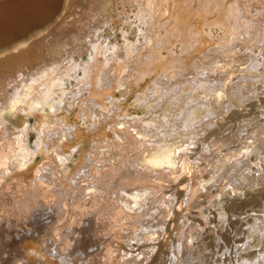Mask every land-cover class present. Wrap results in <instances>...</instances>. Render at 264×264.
<instances>
[{
	"label": "bare ground",
	"instance_id": "1",
	"mask_svg": "<svg viewBox=\"0 0 264 264\" xmlns=\"http://www.w3.org/2000/svg\"><path fill=\"white\" fill-rule=\"evenodd\" d=\"M67 1L65 0V5ZM139 1L140 7L135 16L140 23L147 25L141 31L144 43L123 42L111 46L96 44L91 39L89 43L92 51L88 62L77 63L68 54L64 62L56 63L45 56L41 46L34 47L29 43V36L8 45H25L26 51L5 60L0 59V112L14 109L7 115H0V243L12 240L5 243V246L0 244V253L4 252L1 246L7 247V258L1 259L0 255V264H146L153 254V264H208L214 257V237L211 234L215 230L212 226H216V223L200 208L197 211L198 222L184 221L189 206L196 202V196L204 185L198 178L203 172L214 171L218 163L230 159L229 169L225 173L233 193L238 194L244 189L241 187L243 182L245 184L248 181L254 188L264 181V118L262 121L258 120L259 125L247 130L250 134L246 136L247 141L242 142L244 145L229 152L227 156H217L216 162L203 164L199 168L197 162L188 158V145L196 134L195 126L201 123L202 118L216 113L215 104L207 100L210 96L220 102L225 99L222 97L227 96L226 90L230 88L233 92L231 98L227 96L230 98L227 101L229 107L236 104L233 98L242 101V96L237 92L244 86L247 88L243 84L244 80L254 81L252 93L260 91V86L264 87V31L260 28V24H264V0H260L256 6H253V0H137ZM53 2L54 0H27L0 6V31L17 30L35 19L45 15L47 17ZM189 5L195 10L209 9L216 16L213 22L222 28L223 34L219 38L214 37L211 31L206 34L208 44L210 45L209 39L212 42L213 48L210 50L216 53L215 57H232L237 48L240 52L243 51L244 43L239 37L244 34L248 36L247 48L257 57L247 65L234 86L228 85L231 79L228 82L223 79L215 80L214 85H208V82L198 77L189 94L188 84L181 85L178 94H172L175 90L170 85L164 88L165 93L161 91L162 85L168 84V80L171 82L184 70H198L201 66L204 70L211 64L209 61L212 57L206 55L209 47L206 51H199L200 55L193 56L189 61L179 57L178 64L167 66L165 61V66L161 67L158 63L163 62L156 61L157 52L164 48V44H168L166 48L169 49L175 42H181V50L185 53H190L200 44L201 26L198 25L201 23L197 25L190 18L181 20L177 15L176 8ZM252 6L254 13L250 16ZM243 13L246 14L245 17H242ZM93 19L96 21L95 17ZM89 21L90 18L86 15L82 24L89 25ZM124 39L126 40L125 34ZM238 39L239 46V42L236 43ZM80 47L81 44L78 43L73 47L79 56ZM69 48L63 47L62 52L69 53ZM5 49L6 47L0 48V52ZM45 60L47 63L40 70L32 71L35 66L41 65L40 61ZM106 67H109L108 70ZM129 69L137 72L136 80L147 74H159L154 80L155 85L150 88L153 90L139 93L133 102L137 105L146 103L148 113L155 106H161V111L146 121L142 116H131L122 107L118 114L110 111L112 107L115 110L118 108L112 101L114 88L126 82L127 71H122ZM78 70H82L83 74L75 78ZM117 71L122 72V75L119 72L114 76ZM102 73L107 82L101 78ZM204 73L207 74V70ZM112 76L115 77L113 81ZM73 77L76 84L68 90L64 83ZM105 82L110 84V88L104 87L100 91L98 88L104 86ZM86 90L89 93L86 99L102 109V121L108 131H99L97 142L91 140L85 162L81 163L83 160L79 159L76 164L79 165L78 169L71 175L65 162L71 155L73 146L82 139L80 140L79 130L76 129L72 135L78 139L76 143L60 144L63 127L59 120L62 118L56 113L63 100L71 105L73 97ZM102 91L103 96L105 93L111 100L110 104L98 98L97 95ZM262 99L264 96L258 98L260 104ZM150 100L152 103H149ZM82 103H79V107L84 117L90 118L89 111L84 110ZM262 113L264 115V111ZM65 117L68 119L67 115ZM92 124L95 128L98 121ZM29 128L37 134L33 146L27 141ZM258 143L254 149L253 145ZM254 150L255 155L252 154ZM206 177H209L208 174ZM236 181L238 184L233 185ZM167 188L170 193L166 191ZM174 196H178L176 203H173ZM181 196H186V199ZM205 197L208 201H217L216 195ZM262 197L263 201L264 194ZM250 202L251 200L246 204ZM221 205L217 215L223 221L228 216L222 209L223 203ZM234 206L237 204L234 203L231 209ZM49 209L52 212L49 216L52 225L47 223L35 229L34 233L26 234L31 232L26 227L27 223L31 224L30 220L34 219L37 226L40 221L35 220V215L48 214ZM180 217L182 220L177 223L176 220ZM252 219L254 223H251ZM257 221L264 225V213L252 214L246 221L248 226L243 232L249 231L248 240L257 227ZM83 222H86V226L82 228ZM167 223L168 227L164 228ZM207 224L211 225V234L208 233L210 242L205 241L208 235L205 238L200 235ZM18 226L26 235L19 234ZM78 233H86V239L72 237ZM12 235H16L17 239L11 238ZM71 237L74 241L72 246L69 243ZM243 239L239 237L235 241L242 242ZM122 241L130 248L125 249ZM89 247L94 249L93 253L86 251ZM101 247L98 254L97 250ZM243 249L238 243L235 252L232 247L227 246L225 259L219 264H235V260L238 264H244L242 259L252 264L250 257L242 256ZM263 249H260L256 264H264ZM81 254L85 259H82Z\"/></svg>",
	"mask_w": 264,
	"mask_h": 264
},
{
	"label": "rangeland",
	"instance_id": "2",
	"mask_svg": "<svg viewBox=\"0 0 264 264\" xmlns=\"http://www.w3.org/2000/svg\"><path fill=\"white\" fill-rule=\"evenodd\" d=\"M24 1L27 0H0V6L19 4V3H23ZM232 1H236V0H232ZM140 2L141 1L137 2V0H128L125 2L122 0H68L66 3L67 5H65V0H54L50 10L47 13L48 14L47 17L45 15L42 18L35 19L25 24L24 26L20 27L17 30L5 29L4 31L2 30L0 31V48L6 47L5 50L0 52V59L5 60V58L8 59L9 57H12L14 55H19L23 53V51H26L27 46L25 45L23 47L21 45L16 47H9L8 45H10L12 42H15L17 40H21V38L23 37L26 38L29 36L31 38V39L29 38V43L31 42V44L34 47L41 46L43 48L42 52L45 54V56H47L48 59L52 58V60L56 63L64 62L65 59L68 57V54L70 56H73V61L77 63L88 62L90 59V52L92 51L91 44L89 43L91 39L95 40V42H97L96 44L101 43L102 45L108 44L111 46L114 43H123V42L144 43L143 40H145V38L142 35L141 31L146 29L147 25L140 23V20L135 16V14L138 12V9L140 7L139 4ZM252 3L253 6H256L257 4L260 3V0H253ZM253 6L250 16H253L254 13ZM200 9L201 10L196 9L198 10L196 11L195 8L193 7L191 8L190 5L188 7H181L180 9L176 8L177 15L181 20L190 18L193 19L197 25L201 23L198 26L199 27L201 26V28L199 29L201 30L202 40H200V44L197 45V48L195 50H192L191 51L192 53L191 52L185 53V51L181 50L182 48L181 42H175L171 47H169V49L168 47L166 48L168 44H164L163 45L164 48H160V50L157 52L158 56L156 57L158 58L156 59V61L163 63L166 61L165 63L167 66L178 64L179 57L182 56L184 59L189 61L190 59H192L193 56L195 57V55H200L201 52L199 51L203 49L206 51V48L209 47L207 49L206 55L212 57V58L210 57L211 59L209 61V63L211 62L210 64L211 67L209 65V68L204 70L202 66L198 70H191V69L188 71L184 70L182 74H178L177 77L174 78L171 82L168 80L167 81L168 84L161 86L162 89L161 91L163 93L166 92L164 88L170 85V87L175 90L174 93L172 94H178L180 87H182L185 84H188L187 93L189 94L193 91L192 87L195 85L194 81L198 77L201 80L208 82V85H214L217 80L219 81L223 79L224 81L228 82V80L231 79V81L228 82V85L230 84L229 86H234V84H236L239 81L238 77L244 74V70H246L245 68H247V65H249V63H251L257 57L256 54H253L252 51L248 50L247 48L248 36L245 34L242 37L241 36L239 37V39L243 40L244 43L243 45L245 47L244 48L245 50L243 49V51L240 52L239 48H237L235 54L232 53L233 54L232 57L231 55L226 57L222 56L220 58L215 57L216 53L213 50H210V48H213V45H211L212 42L209 39L210 41L209 43L212 46L211 47L208 44V37L206 36V34L209 31H211L214 37L219 38L223 34V30L218 25H216V23L213 22L215 15L212 14L209 9H205V8L204 9L200 8ZM86 15H88V18H90L89 25L82 24V20ZM245 15L246 14L243 13L242 17H245ZM93 17L96 18V21H94ZM203 22L205 23V25H203L204 24ZM260 28L262 31H264V24H260ZM124 34L126 36V40L124 39ZM239 39L238 41H236L237 44L239 42L238 46L240 45ZM76 43L81 44L80 47L81 56H79L73 48ZM65 46L70 47L69 53L62 52V48ZM236 53L238 54L236 55ZM46 63L47 60L40 61L41 65L35 66V68H33L32 71H35V69L36 71L40 70ZM163 63H158V64L159 66L163 67V65L165 66V63L164 64ZM219 64L221 65V67ZM222 64H224V66ZM133 65H135V63H133ZM107 68L109 67H106V69ZM129 70L122 71V72L127 71L125 72L128 76L126 77V82L122 86L117 85V87L114 88V97L112 98L113 99L112 101L113 104L118 106V108L117 110H115L112 107L110 111L112 113L118 114V112H121L123 109L127 113L131 114V116L133 115L142 116V118L146 121L151 117H153V115L158 114L161 111V106H159L160 108L155 106L154 108H152L149 114L147 112L148 110L146 108V103H144L145 105L143 103L137 105L134 104L133 102L134 100H136L139 93H144V92L149 93L151 90H153L150 88H153V86L155 85L154 80H156L159 77V74L158 75L147 74L142 79L136 80L137 72L131 71V69ZM205 70H207V74L204 73ZM119 72L120 71L114 73V76H116V74H119ZM122 72H120L119 75H122ZM27 74H30V71H27ZM82 74H83L82 70H78L75 75V78L81 77ZM100 75L101 78L102 77L104 78L105 76L103 73ZM114 76L111 77L112 81L115 79ZM19 78L20 77H18V79ZM75 78L74 77L69 78L67 82L65 81L64 85L66 89L69 90L71 89L72 86H75L76 84ZM106 79L107 78H104L103 81L105 80L107 82ZM164 80L166 79L164 78ZM241 81L243 80L241 79ZM106 82L104 86L98 88L100 91L104 87L110 88L109 86L110 84L108 85L106 84ZM248 82H245L244 80L243 84L246 85L247 88H245L244 86L242 90H239L237 92V94L242 96L241 99L242 101H239L237 98H233L234 102H236L235 105L231 104L229 107H227V103L229 102L232 96L231 93L233 92L231 91L230 88L226 90V94L230 98L224 95L225 97L223 96L222 98L225 99L221 100L220 102H216V98L214 99L212 96H210V98L207 99L209 102H212L213 105L215 104L214 112L216 113L215 114L212 113L208 117L202 118L201 123H199V125H196L194 128L196 129L195 130L196 134L192 138L193 141L191 140L192 143L188 145L189 148L188 158L191 161L197 162L199 164V168H201L203 164L209 165L212 162L213 163L216 162L217 156H222V155L227 156L229 155V152H232L236 148H239L241 145H244L242 144V142L247 141L246 136L250 134V132H247V130L250 129L251 126H254L256 124L259 125L260 124L259 121L263 120L264 115L262 112L264 111V99H262L263 102L260 104L258 98L259 97L263 98L264 87L260 86L261 90L258 91L259 93L258 92L252 93L251 91L254 88L253 87L254 81L252 82L251 80ZM177 83L180 85H178ZM246 83H248V85ZM87 87H89V85ZM9 91H12V88H9ZM97 96L101 100L103 99V102H107L110 104L111 100H109L106 97L105 93L103 96V91L100 92V94ZM168 96L169 95H166L167 98H170ZM88 97H89V93L88 90H86L81 94L79 93L78 96L73 97L74 101L71 103V105L69 104V102L63 100L59 108L60 110H58L56 113V115H58L59 117L61 116L62 119H60L59 122L63 127L62 138L59 140V143L62 145L67 143H76L78 139L72 136L73 134H75L76 129L79 130V134L81 136L80 140L82 139V141L75 144L76 146L74 145L75 147L73 146L71 155H69V158H67L65 162L66 166L71 172V175L75 174L76 170L78 169L79 165L76 166V164L78 163L79 159L83 160L81 163L85 162L84 161L86 159L85 157L88 153V150L91 148V143H92L91 140L97 142L99 140V131L101 130L103 132L108 131L106 130L107 127L104 124V121H102L103 120L102 109L96 104H94L91 100L86 99ZM151 99L153 101V98ZM152 101L149 103H152ZM79 103L80 105L82 103V107L84 108V110H86V112L89 111L88 114L91 119L84 117V114L82 113L79 107ZM149 103L147 102V104ZM120 107H122L121 110ZM65 115L68 116V119L65 117ZM93 120L98 121V124L95 128L92 126L93 125L92 122H94ZM67 124L72 127L68 128ZM245 124L248 125L244 126ZM73 126H75V128ZM262 136L264 137V135ZM36 137H37L36 131L29 128L28 137H27V141L29 145L33 146V142L35 141ZM257 145H259V143L253 145V148L255 149ZM260 145H262L261 142ZM241 150H243V148ZM252 154L255 155L256 151L255 150L252 151ZM229 166H230V159L229 160L225 159L223 163H218V167L214 171L203 172V175L198 178V180L201 183L204 182V185L203 187H201L200 194H197L196 196V202H194L191 206H189L190 207L189 211H187L188 217L187 216L184 217V221L187 223L190 220L191 222L194 220L195 222L196 221L198 222L199 218L197 217H199V215H197V211L200 208L201 211L209 214L212 221L216 223V226H212L213 228H215L214 230L215 234L213 232L211 234V232L209 231L210 226L214 225L212 224L213 222L210 223L211 225L208 224L205 225V228H202L201 230L202 232L200 233V235H203L204 238L205 236L207 237L208 233L209 235L211 234L214 237L213 238L214 257L212 258V261L209 262L208 264L222 263L223 259H225V253H227L226 252L227 246L232 247V251L235 252V247L237 246V243L239 246H242L244 248L241 252L242 256L244 258L250 257L252 259V264H256L257 261L256 259L259 257L260 249L264 248V225H261L260 221H257L256 222L257 227L254 228V233L249 240L247 239V234L249 233V231L247 230L245 233L243 231L247 229L248 224H246V221H248L252 217V214L263 215L264 213V199L262 201L263 198L262 195L264 194V181L261 182L259 185H255L254 188L248 183V181H246L245 184L243 182L241 187H243L244 189L240 193L238 192V194L233 193V190L231 189L232 187L229 186L227 180L228 175L225 173L226 169H229ZM207 174L209 177H206ZM242 180H244V178ZM237 184L238 181L233 183V185H237ZM223 189L225 190L222 192V194H220V191ZM169 190L170 189L168 188L166 189L168 193H170ZM211 195H216L217 201H213L211 199H209L208 201V199L205 196H211ZM166 196H168V194H166ZM174 197L175 198H173L174 199L173 203H176L178 196H174ZM185 197L186 196H181V198H183L184 200L186 199ZM250 200L251 202L246 204V202ZM240 202H245V203L241 204ZM221 203H223L224 206V208L222 209H224V211L227 212V216H228L227 219L226 220L223 219V221H221L219 215H217L218 211L222 207ZM234 203L235 205L237 204V206L236 207L234 206L235 208L233 207V209H231ZM50 210L51 209L48 210V214H44L42 216L39 215L36 216L34 214L36 217L35 220H39L40 223L37 226H35V223L33 222L34 219H31L30 221H32V223L31 224L27 223L26 226L31 229L30 233H26L24 230H22L20 228L22 225L20 224L19 225L20 227L19 226L18 227L21 229V231L19 228H17L19 229V234L21 235L25 233L26 234L34 233L35 229L39 228V226L46 225L47 223H50V225H52V221L49 218V216L52 215V212ZM181 220L182 219L180 217L176 221L177 223H179L181 222ZM251 223H254V219H252ZM168 224L169 223H167L163 227L164 228L168 227ZM84 226H86V222H83L82 228ZM217 231H219L218 235L216 234ZM171 235L173 236V233H171ZM209 235L205 239V241L210 242ZM221 236H223L224 238H222ZM72 237H80L83 240H85L86 233H82V234L78 233L77 235H74ZM72 237L69 242L71 246L74 244ZM239 237L244 238L242 242L235 241L238 240ZM11 238H14L15 240L17 239L16 235H12ZM4 241L3 243L2 242L0 243L3 246H5L4 245L5 243L7 244L9 243V241L11 242L12 240L9 239L8 242L6 240ZM200 244L202 243L200 242ZM122 245L125 249L130 248L128 245L124 243ZM3 246H1V248L2 250L4 248V252L0 253V255L2 256L1 259L5 260L7 258V254L5 252L7 251V247L5 248ZM91 248L92 247L87 248L86 251L93 253L94 249ZM164 248L166 250V247ZM101 249L102 247L98 248L97 250L98 254H100ZM210 250H212L211 247ZM261 251L264 252V249ZM82 255L83 254H81V256ZM83 257L84 255L82 256V259H85V257L84 258ZM153 257L154 254L148 259L146 264H153L152 263ZM232 258L234 259V256H232ZM236 262L237 261L235 260L234 263L238 264ZM242 262L244 264H249L248 262H246L245 259H242ZM20 263L23 262H18V264ZM192 263L197 264L196 262H192Z\"/></svg>",
	"mask_w": 264,
	"mask_h": 264
},
{
	"label": "snow or ice",
	"instance_id": "3",
	"mask_svg": "<svg viewBox=\"0 0 264 264\" xmlns=\"http://www.w3.org/2000/svg\"><path fill=\"white\" fill-rule=\"evenodd\" d=\"M14 109H6L3 112H0V115H7L9 113H11ZM150 162H155V161H150Z\"/></svg>",
	"mask_w": 264,
	"mask_h": 264
}]
</instances>
